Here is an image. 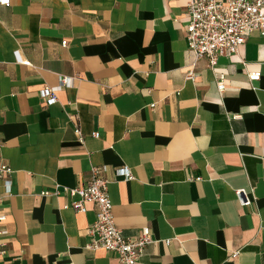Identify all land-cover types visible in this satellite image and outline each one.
Here are the masks:
<instances>
[{
  "label": "crops",
  "instance_id": "obj_1",
  "mask_svg": "<svg viewBox=\"0 0 264 264\" xmlns=\"http://www.w3.org/2000/svg\"><path fill=\"white\" fill-rule=\"evenodd\" d=\"M9 1L0 3V154L12 169L9 194L0 183V264L117 263L87 246L95 204L69 206L67 187L86 185L93 166L124 235L150 228L138 264H264V35L252 32L213 67L198 59L188 79L190 0ZM64 77L72 82L55 102L42 96Z\"/></svg>",
  "mask_w": 264,
  "mask_h": 264
},
{
  "label": "built area",
  "instance_id": "obj_2",
  "mask_svg": "<svg viewBox=\"0 0 264 264\" xmlns=\"http://www.w3.org/2000/svg\"><path fill=\"white\" fill-rule=\"evenodd\" d=\"M0 3L9 5L10 1L0 0ZM187 17V45L194 56L192 68L186 74L188 79H195L198 59L206 57L213 67L217 64L220 55L237 53L252 32L258 31L264 35V0H190ZM260 78V72L249 73L251 81H258ZM71 82L70 77H64L57 87H46L41 94L50 102H55L56 90ZM218 89L221 92L225 89L222 79L218 82ZM77 132L82 138L79 127ZM95 136H98V133H95ZM121 171L131 178V170L128 167H124ZM11 173V167L0 154V183L4 185L6 194L11 191V181L8 178ZM108 183L102 168L93 166L91 179L86 185L67 187L66 190L72 197L69 206L77 211H86V203L92 202L97 207L96 219L88 231L89 248L104 249L114 253L118 260L116 264H138L147 245L153 241L150 228L144 227L136 237L124 235L114 219ZM236 193L243 205L250 204L251 200L243 189L237 190ZM3 196L0 191V235L6 233L3 228L6 220V214L2 211ZM3 245L0 244V253L4 252ZM237 254V252L232 253L233 257Z\"/></svg>",
  "mask_w": 264,
  "mask_h": 264
}]
</instances>
